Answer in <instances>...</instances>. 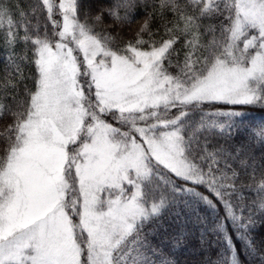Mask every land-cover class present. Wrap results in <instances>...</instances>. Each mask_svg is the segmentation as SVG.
<instances>
[{"label": "snow or ice", "instance_id": "1", "mask_svg": "<svg viewBox=\"0 0 264 264\" xmlns=\"http://www.w3.org/2000/svg\"><path fill=\"white\" fill-rule=\"evenodd\" d=\"M0 51V264L258 255L264 0H0Z\"/></svg>", "mask_w": 264, "mask_h": 264}, {"label": "trees", "instance_id": "2", "mask_svg": "<svg viewBox=\"0 0 264 264\" xmlns=\"http://www.w3.org/2000/svg\"><path fill=\"white\" fill-rule=\"evenodd\" d=\"M24 3H28L29 0H23ZM142 11V10H138ZM143 18L142 16L140 17ZM5 63V54L3 51H0V72L3 71ZM29 84L31 81H27ZM248 120L254 123H264V111L260 109H251L249 111ZM228 231L232 235V239L236 244L238 250L243 249V244L241 241L236 239L235 234L232 231L231 225H228ZM210 239H215L210 236ZM253 240L257 249L259 250L258 255L255 257H248L241 253L240 259L244 261V264H260L261 257H264V227H257L253 232ZM223 245L221 243H216L212 248V258L216 259L217 254L222 250ZM178 257L181 261V264H198V262L203 258L198 250L193 247L187 250H184L178 253Z\"/></svg>", "mask_w": 264, "mask_h": 264}]
</instances>
